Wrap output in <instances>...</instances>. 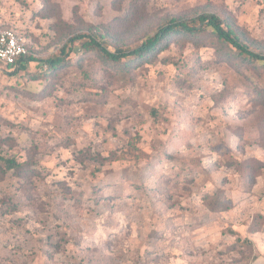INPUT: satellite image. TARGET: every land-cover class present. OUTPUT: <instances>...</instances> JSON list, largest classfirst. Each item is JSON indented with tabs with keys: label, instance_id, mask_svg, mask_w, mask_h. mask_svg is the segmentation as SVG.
Wrapping results in <instances>:
<instances>
[{
	"label": "rangeland",
	"instance_id": "rangeland-1",
	"mask_svg": "<svg viewBox=\"0 0 264 264\" xmlns=\"http://www.w3.org/2000/svg\"><path fill=\"white\" fill-rule=\"evenodd\" d=\"M263 4L0 0L35 59L0 64V157L25 164L0 180V264H264L263 67L209 36L125 73L78 43L44 65L78 34L128 47L202 13L264 55ZM130 143L143 157L118 159Z\"/></svg>",
	"mask_w": 264,
	"mask_h": 264
},
{
	"label": "trees",
	"instance_id": "trees-1",
	"mask_svg": "<svg viewBox=\"0 0 264 264\" xmlns=\"http://www.w3.org/2000/svg\"><path fill=\"white\" fill-rule=\"evenodd\" d=\"M207 36L220 43L231 60H237V67L250 65L254 68H264V55L250 51V45L238 28L230 20H222L210 13H202L193 17H169L157 25L153 31L140 33L137 44L128 47L117 46L107 41H97V36L93 32L78 34L65 41L59 49V55L55 59L44 61V65L51 72L66 67V58L74 45L78 43L86 52H94L100 56L102 62L111 66L114 71L125 73L138 68L141 64L154 61L175 38L193 41ZM99 37H101L100 34ZM33 60L35 59L29 54L26 55L17 62L16 69H20L21 64ZM4 68L15 69L12 65ZM143 155L136 143H130L118 159H140ZM24 166V163L15 158L0 157V180L9 173L18 176L23 172Z\"/></svg>",
	"mask_w": 264,
	"mask_h": 264
},
{
	"label": "built area",
	"instance_id": "built-area-1",
	"mask_svg": "<svg viewBox=\"0 0 264 264\" xmlns=\"http://www.w3.org/2000/svg\"><path fill=\"white\" fill-rule=\"evenodd\" d=\"M28 54L26 44L18 35L10 29L0 27V64L3 67L12 65L16 68L17 62Z\"/></svg>",
	"mask_w": 264,
	"mask_h": 264
}]
</instances>
